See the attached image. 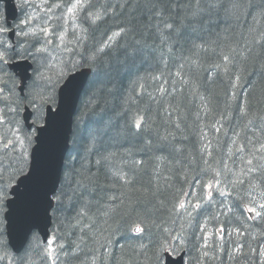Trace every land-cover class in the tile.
<instances>
[{
  "label": "snow or ice",
  "instance_id": "obj_1",
  "mask_svg": "<svg viewBox=\"0 0 264 264\" xmlns=\"http://www.w3.org/2000/svg\"><path fill=\"white\" fill-rule=\"evenodd\" d=\"M88 3L90 0H75L67 7L64 24L67 25L70 17L75 29L77 15ZM20 6L23 7V3ZM54 7L58 9L61 5ZM119 8L123 22L91 54L76 53L79 59L65 58L62 53L74 51L69 45L79 47L84 43L87 27L75 31L73 38L69 39L66 27L58 28L49 23L51 16L38 28H29L31 20L21 21L17 31L12 30L10 25H0V202L8 198L6 189L12 188L19 207L36 219L49 209L54 215L74 212L75 215L67 221V227L73 231L79 229V242L74 241L76 249H80L85 240L106 247L112 236L121 231L120 222L133 218L132 223L136 225L132 231L134 236L142 239L145 234L150 235L152 228L161 230L158 240L150 238L147 244H140L141 249L154 250L153 256L159 261L167 254L182 251L185 241L200 238L197 235L198 218L207 211L206 205L215 201L217 195L224 200L242 201L247 213L254 217L262 216L264 184L259 181H264V141L256 147L253 143L256 137L248 133L257 127L259 121L258 131L264 135V106L255 112L247 99L239 101L233 92L226 100L225 111L220 113V117L227 120L235 113L237 118L246 121L243 127L233 132L226 150L220 149L219 155L212 141L207 140L201 148L203 166L197 165L198 174L191 181L193 190L184 191L181 188L175 195L168 196L165 193L171 187V177L161 171L162 163L155 164L151 172L145 167L143 159H134L130 165L127 161L118 163L117 153L108 150L102 140L107 136L110 142L116 143L129 135L139 137L151 127L150 122L154 123L153 117L148 114L153 104L157 110L163 106L169 119L173 112H178L182 99L176 98L175 88L170 92L164 86L168 80L163 72L152 76L153 81H163L156 94L149 92L144 83H139L137 91L136 82H133L134 87L120 99L116 113L123 124L117 121V126L109 120L103 128H91L86 140L81 137L84 155L80 159L89 158L88 166L82 164L77 168L73 163L71 167H66L59 187L56 186L57 166L64 142L59 137L49 138L53 128L50 113L55 111L57 92H66L70 97L74 73L85 65L94 80L110 77L114 69L102 61L114 44L123 49L122 63H135L146 51L155 53L158 49L159 61L166 68L169 60L175 59L172 54L179 48L180 63L174 65V75L181 81V91L189 84L194 92L197 91L202 82V70L206 73L203 79L209 82L221 70L225 74L235 71L231 87L236 89L243 74L252 75L248 71L250 66L255 70L258 64L260 72L264 73V28L250 27L237 37L224 35L226 43L223 44L217 39H205V35H211L214 22L239 19L242 14L251 15V0H123ZM110 9L111 5L102 10H89L86 17L88 24L95 26L104 20ZM48 11L51 12L52 8ZM259 15L264 16V7L259 9ZM216 35L219 37L220 33ZM12 36L19 37V40L14 43ZM129 36L133 38L131 43L119 44L120 38ZM185 47L188 55H183ZM209 55L216 56L219 62L205 68ZM24 63L28 67H23ZM14 64L15 68L12 67ZM172 75L169 71V76ZM200 99L204 101L201 110L207 113L211 110V97L201 95ZM196 115L198 120L201 119L199 112ZM179 119L177 116V121ZM217 125H220L219 120L211 127L219 134L222 125ZM175 128L181 129V123L176 122ZM201 131V140H205L208 134L203 129ZM169 136L175 139L172 132L159 137L161 143L157 147L161 153L182 154V149L172 144ZM91 156L97 157L94 166ZM164 158L163 155L156 157L161 162ZM101 170L103 183L99 181ZM200 173H211V178L202 181ZM246 181V188L239 187L244 186ZM196 187L201 191L197 192ZM238 187L239 191H236ZM257 188H260L259 200L255 194ZM106 189H115L119 194L117 191L108 194ZM240 192L248 197L247 201ZM85 195L89 198L83 199ZM93 206L96 213L106 218L105 223L112 221L115 224V227L109 224L111 231L94 227ZM227 211L231 212L232 208L228 207ZM156 212L174 214L177 226L161 228L162 221L158 222ZM85 218L88 223H83ZM198 230L201 234L205 233V224H199ZM217 231L222 233L224 229ZM203 239L206 242L207 235ZM203 246L208 245L205 243ZM58 247L64 249L65 245L60 243ZM261 254L264 255V251ZM40 256L45 264H56L59 256L55 235L47 238ZM21 264H27L24 257H21Z\"/></svg>",
  "mask_w": 264,
  "mask_h": 264
},
{
  "label": "trees",
  "instance_id": "obj_2",
  "mask_svg": "<svg viewBox=\"0 0 264 264\" xmlns=\"http://www.w3.org/2000/svg\"><path fill=\"white\" fill-rule=\"evenodd\" d=\"M25 1L18 0L19 15L17 21L14 23L13 29L15 31L19 30L18 26L23 20L29 18L28 20L32 21L29 28H32L37 23L40 26L49 16L52 17V20L49 21L51 25L58 28H67L69 39H72L74 32L80 28H88V31L84 33V43L79 47L69 45L74 51L63 52L62 55L65 58L75 57L79 59L76 53L81 52L91 54L100 42L106 40L107 35H111V32L116 29L117 25L123 22L121 9L119 8L123 0H90L88 6L78 13L76 20L77 27L75 29L70 17L68 18L67 25L64 24L67 7L71 6L75 0H38V2L36 0H29L28 3H25ZM21 3H23V7L20 6ZM41 3L43 4L40 5ZM251 3V15L242 14L239 19L227 21L221 19L218 22H214L210 30L211 35H205V39H217L223 44L226 43L223 40L224 35L237 37L240 34L246 33L250 27L257 29L264 28V16L259 15V9L264 7V0H251ZM56 4H60L61 7L55 8L54 5ZM108 5H111L112 9L109 10V14L104 20L98 22L95 26L89 25L86 19L89 10H102ZM27 6H29V9L26 12ZM49 8H52L51 12L48 11ZM42 14H46V16ZM0 25H4L1 5ZM217 32L220 33L219 37L216 35ZM132 39L131 36L120 38L119 44L131 43ZM17 40H19V37L15 36L14 41L16 42ZM172 55L175 59L169 60L167 68L159 61L158 49L155 53L146 51L143 57L136 59L135 63L128 62L125 64L122 63L124 60L122 47L113 45V49L102 61V63L108 64L114 69L110 77L101 78V81H97L93 79V74L91 73L89 74L90 77L86 86H84L85 88L81 94L71 123L72 132L69 149L63 161L60 182L64 176L66 167H71L73 163H75L77 168L82 164L85 167L88 166L87 161L89 158L80 159L84 155L82 150L84 141L81 140V137L86 140L91 128H103L109 120L117 126H119L117 121H119V124H123V120L116 113L120 107V99L127 95L129 90L134 87L133 82H136L135 87L137 91L139 90V83H144L149 92L156 94V89L163 81H153L152 76L163 72L164 78L168 80L164 86L170 92L174 88L177 90L176 98L182 99L181 107L178 112H173L171 119H169L168 114L163 111V106L157 110V106L153 104L152 111L148 114L153 117L154 123L150 122L151 127L139 137L129 135L126 139L116 143L110 142L107 136L103 137L102 140L108 150L117 153L116 160L118 163L127 161L130 165L134 159H143L145 167L148 168L149 172H151L155 164L162 163L161 171L171 177V187H168L165 193L168 196L175 195L181 188L184 191L193 190L194 186L191 181L198 174L199 169L197 165L203 166L200 161L201 148L207 140L212 141V145L217 149V155H219L220 149L226 150L227 144L230 143L233 137V132L243 127V123L246 121L237 118L235 113L230 115L227 120H222L220 117V113L225 111L226 100L233 92L236 93L237 100L244 101L247 99L255 112H259L262 106H264V73L260 72L258 64L255 66V70L251 66L249 67L248 71L252 72V75H248L246 72L241 76L236 89H232L231 87V83L235 80V71L225 74L221 70L209 82L203 79L206 73L202 70V82L198 90L194 92L193 86L189 84L183 86V90L181 91V81L174 75L176 71L174 65L180 63V49L177 48L176 52ZM183 55H188L186 47ZM216 62H219L218 58L214 55H209L204 67L208 68ZM81 68L88 67L85 65ZM169 71L173 73L172 76H169ZM212 71L216 72L215 69H212ZM201 95H210L211 97V110L207 113L201 110L204 104V101L200 99ZM173 103L175 104V100H173ZM198 112L201 116L199 120L196 115ZM177 116L180 117L179 121H177ZM78 120L79 126L77 127ZM218 120L220 121V125H222V130L219 134H216L211 125ZM176 122L181 123V129L175 128ZM258 128L259 121H257V127L252 128L248 133V135L256 137L253 141L256 147L259 146L261 141H264V135H261ZM202 129L208 134L205 140H201ZM169 132L175 135V139L169 136V140L172 144L182 149V154L175 152L161 153L157 147L161 143L159 137L167 135ZM74 140L76 141L75 144L73 143ZM162 155L165 158L162 162L158 161L156 157ZM90 159L94 166L97 157L91 156ZM93 170H95L94 167ZM102 172L103 170H101V175L99 176L101 183L104 182ZM200 176L202 181H207L211 178V173H200ZM259 183L264 184V181H259ZM239 187L246 188L247 181L244 186ZM239 187L236 191H239ZM195 190L197 192L201 191L199 187H196ZM6 191H9V189L7 188ZM106 191L108 194H111L112 191L117 190L106 189ZM259 192L260 188H257L255 194H257L258 200L260 199ZM117 194H119L118 191ZM240 195L244 196V201H247L248 197L243 192H240ZM88 198V195L83 197V199ZM4 205L5 201L3 200L0 202V264H21V257L25 258L27 264H45V261L41 259L40 253L46 243H42L40 236L38 237L36 233L29 236L30 238L21 252L16 254L10 250L3 226ZM236 205H239V207ZM228 207L232 208L231 212L227 211ZM206 208L207 211L197 221V235L200 238L196 239L194 237L190 242L185 241L183 243V250L177 251L173 255L184 252L186 256L184 264H264V255L261 254L264 251V210H261L262 217L251 221L244 210L242 201H232L231 198L224 200V198L218 195L215 201L206 205ZM50 211V237L55 235L57 238V255L59 259L56 264H92L93 261H95V264H164V257L159 261L155 259L153 256L154 250L140 248V244H147L150 238L153 241L158 240L162 234L160 229L152 228L150 235L145 234L141 239L132 234L136 226L132 223L133 218H126L120 222L121 231L112 236L111 242L106 243V247L102 248L91 240H85L81 244L80 249H76L74 241L79 242L77 241V237L80 235L79 229L73 231L67 227V221L71 220V217L75 213L54 215L52 210ZM92 213H95V228H108L111 231L109 224L115 227L112 221L105 223L106 218L96 213L95 206L92 208ZM155 215L158 222L162 221L161 228L165 226L174 228L177 226L178 222L174 223L176 220L174 214L156 212ZM88 222L87 218L83 221V223ZM199 224H205V233H199ZM219 228H223L224 231L219 233L217 231ZM204 235L208 237L206 242L203 239ZM60 243H64V249H59L58 245ZM205 243H207V247L203 246ZM73 253L75 254L73 255Z\"/></svg>",
  "mask_w": 264,
  "mask_h": 264
},
{
  "label": "water",
  "instance_id": "obj_3",
  "mask_svg": "<svg viewBox=\"0 0 264 264\" xmlns=\"http://www.w3.org/2000/svg\"><path fill=\"white\" fill-rule=\"evenodd\" d=\"M1 5H3L5 22L7 25L12 24V22L17 17V8L14 0H0ZM14 36H12L13 40ZM23 67H28L27 63L22 65ZM13 68L16 67L14 64ZM90 70L88 68H83L74 73V87L72 89L70 97L66 92L58 90L57 92V104L55 111L50 113L52 118L53 128L50 133V139L54 137H59L64 142L63 152L59 156L58 166H57V177L56 186L59 185L63 161L65 159L66 153L69 148V140L72 129V119L76 111L78 104V99L83 91V86H85ZM37 138H39V132L36 133ZM30 152L32 150H29ZM29 161H31V155L29 156ZM15 187V185L13 186ZM11 197L6 200V211L3 212L4 222H5V235L7 239V244L14 253L21 252L24 248L28 236L33 231H37L39 236L42 238L43 242H46L49 236V227L51 223L50 210L46 214H42L39 219L27 215L18 205L17 197L12 194V188H10ZM184 252H181L177 256H171L167 254L164 256V264H184ZM181 256L183 257L181 259Z\"/></svg>",
  "mask_w": 264,
  "mask_h": 264
},
{
  "label": "rangeland",
  "instance_id": "obj_4",
  "mask_svg": "<svg viewBox=\"0 0 264 264\" xmlns=\"http://www.w3.org/2000/svg\"><path fill=\"white\" fill-rule=\"evenodd\" d=\"M17 1H18V0H17ZM28 1H29V0H26L25 3H28ZM36 2H38V0H36ZM42 2H43V1H42ZM42 4H43V3H41L40 5H42ZM28 9H29V6L26 7V12L28 11ZM41 9H42V8H41ZM32 13H33V12H32ZM32 13H31V14H32ZM41 13H42V11H41ZM42 15H45V16H46V14H42ZM29 17H30V16H29ZM28 19H29V18H28ZM28 19H26V20H28ZM30 19H31V18H30ZM26 20H23V21H26ZM41 24H43V23H41ZM37 26L39 27V23H37L35 27H37ZM38 27H37V28H38ZM260 211H261V210H260ZM260 217H261V216H260ZM260 217H254V216H253L254 220H257V219H259Z\"/></svg>",
  "mask_w": 264,
  "mask_h": 264
},
{
  "label": "bare ground",
  "instance_id": "obj_5",
  "mask_svg": "<svg viewBox=\"0 0 264 264\" xmlns=\"http://www.w3.org/2000/svg\"><path fill=\"white\" fill-rule=\"evenodd\" d=\"M18 19V18H17ZM17 19L15 20V22L17 21ZM11 28H12V30H14L15 31V29H13L14 28V24L11 26ZM186 257V256H185Z\"/></svg>",
  "mask_w": 264,
  "mask_h": 264
}]
</instances>
